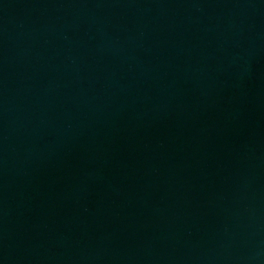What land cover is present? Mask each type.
Instances as JSON below:
<instances>
[{
	"label": "water",
	"instance_id": "obj_1",
	"mask_svg": "<svg viewBox=\"0 0 264 264\" xmlns=\"http://www.w3.org/2000/svg\"><path fill=\"white\" fill-rule=\"evenodd\" d=\"M0 264H264V0H0Z\"/></svg>",
	"mask_w": 264,
	"mask_h": 264
}]
</instances>
